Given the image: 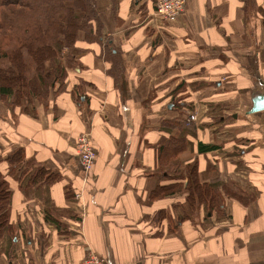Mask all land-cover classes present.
<instances>
[{
	"label": "crops",
	"instance_id": "obj_1",
	"mask_svg": "<svg viewBox=\"0 0 264 264\" xmlns=\"http://www.w3.org/2000/svg\"><path fill=\"white\" fill-rule=\"evenodd\" d=\"M155 2L96 0L102 36L78 37L65 91L35 101L34 114L0 98L11 190L0 264H82L90 252L110 264H264V110L251 112L264 98V0H186L173 21ZM82 133L96 152L88 174ZM174 137L185 145L177 159L216 185L218 213L200 205L179 221L184 190L151 197L176 183L160 165ZM18 149L26 167L59 176L20 188L5 161Z\"/></svg>",
	"mask_w": 264,
	"mask_h": 264
},
{
	"label": "trees",
	"instance_id": "obj_2",
	"mask_svg": "<svg viewBox=\"0 0 264 264\" xmlns=\"http://www.w3.org/2000/svg\"><path fill=\"white\" fill-rule=\"evenodd\" d=\"M111 1L113 5L117 3V0ZM101 33L96 0H0V98L34 114L35 101L45 105L50 98L65 91L67 70L76 65L78 37L81 35L91 41L102 36ZM183 143L177 137L162 143L161 174L176 179V183L156 186L151 197L163 198L184 190V202L176 205L179 221L192 219L200 205L205 207L207 214L218 213L223 202L216 185L201 179L195 160L183 164L177 159L185 148ZM211 147L199 144L198 150ZM23 160L20 149L5 159L8 175L16 176L22 189L24 178L33 181L43 178L51 183L59 176L45 168L26 167ZM223 188L232 191L226 185ZM10 197L9 182L0 170V238L4 232L11 231ZM160 217H164V210L157 213V218Z\"/></svg>",
	"mask_w": 264,
	"mask_h": 264
},
{
	"label": "built area",
	"instance_id": "obj_3",
	"mask_svg": "<svg viewBox=\"0 0 264 264\" xmlns=\"http://www.w3.org/2000/svg\"><path fill=\"white\" fill-rule=\"evenodd\" d=\"M186 0H156L155 13L164 20L173 21L185 10ZM195 120V115H190ZM76 148L80 166L85 174L92 169L96 152L89 137L82 133L77 136ZM82 264H110V262L99 255L90 252L82 261Z\"/></svg>",
	"mask_w": 264,
	"mask_h": 264
},
{
	"label": "water",
	"instance_id": "obj_4",
	"mask_svg": "<svg viewBox=\"0 0 264 264\" xmlns=\"http://www.w3.org/2000/svg\"><path fill=\"white\" fill-rule=\"evenodd\" d=\"M260 110H264V98H261L260 96H256L253 100L251 112H257Z\"/></svg>",
	"mask_w": 264,
	"mask_h": 264
},
{
	"label": "rangeland",
	"instance_id": "obj_5",
	"mask_svg": "<svg viewBox=\"0 0 264 264\" xmlns=\"http://www.w3.org/2000/svg\"><path fill=\"white\" fill-rule=\"evenodd\" d=\"M195 211H196V210H195ZM195 213H196V212H194V214H193V216H192L193 218H195V216H196V214H195Z\"/></svg>",
	"mask_w": 264,
	"mask_h": 264
}]
</instances>
